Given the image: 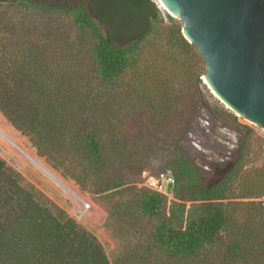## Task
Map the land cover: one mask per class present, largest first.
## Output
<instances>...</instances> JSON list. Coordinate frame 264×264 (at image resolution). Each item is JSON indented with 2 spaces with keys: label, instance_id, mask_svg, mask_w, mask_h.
Here are the masks:
<instances>
[{
  "label": "trees",
  "instance_id": "obj_1",
  "mask_svg": "<svg viewBox=\"0 0 264 264\" xmlns=\"http://www.w3.org/2000/svg\"><path fill=\"white\" fill-rule=\"evenodd\" d=\"M41 8L70 13L80 34L73 40L47 22L37 25ZM89 34L93 39L84 44ZM205 68L181 20L156 0H0V113L29 136L37 154L67 164V174L84 189L91 182L96 194L140 183L156 154L161 171L174 176L170 202L141 187L136 211L159 218L137 259L264 264L260 137L256 164L253 128L214 99L216 117L205 118L204 130L216 133L225 121L237 136L233 159L211 162L221 166L220 176L205 184L182 148L207 103L205 92L213 97L202 79ZM218 243L224 248L215 258ZM0 264L111 262L93 233L64 210L39 203L0 157Z\"/></svg>",
  "mask_w": 264,
  "mask_h": 264
},
{
  "label": "rangeland",
  "instance_id": "obj_2",
  "mask_svg": "<svg viewBox=\"0 0 264 264\" xmlns=\"http://www.w3.org/2000/svg\"><path fill=\"white\" fill-rule=\"evenodd\" d=\"M46 1H64L65 3H73L79 0H46ZM158 6L165 9L159 0H156ZM23 17L28 16L29 12L22 11ZM49 16L50 21L46 18ZM37 25L45 26L47 22L51 27L59 28V35H69L73 40L80 34V29L74 26L73 18L70 13H61L59 11H46L44 8L37 10L34 13ZM177 18V17H176ZM179 19V18H178ZM34 39H38L37 36H33ZM83 43L90 45L92 36L89 34L83 38ZM87 41V42H86ZM203 79V78H202ZM209 89V88H208ZM211 92V90L209 89ZM213 97H210L205 92V98L207 103L203 105L202 113L197 117L193 124L190 125V129L183 136L182 148L187 153L189 158L201 168L203 177V183H213L219 179V167L213 168L211 162L224 163L233 159L232 149L235 148L237 142V136L232 132L231 128H227L226 122L222 121L216 126L218 131L215 133L210 129L206 128L205 118L209 119L216 117L212 112L215 109V100L218 99L211 92ZM205 100V101H206ZM219 100V99H218ZM219 102L222 106L229 111L233 112L240 122L250 126L254 130L253 137L250 145L251 155L255 159L256 164H261L258 156V131H262L260 127L245 119L243 116L232 111L226 104L221 100ZM208 108V109H207ZM210 112V113H208ZM0 119L2 124L6 125L11 132L16 134L23 145L30 149L38 158L40 164L44 165L51 173L65 182L71 184L76 188L82 195L89 198L86 201L94 204V207L89 208L82 216L76 214L80 208L78 199L71 196L58 182L48 176L39 166L32 163L31 161L20 157L15 151L9 148L0 140V157L21 175L22 185L30 190L36 200L43 206L47 207L51 211L55 212L57 208L64 210L69 216L73 217L80 225L85 229L93 233L98 241L101 243L105 253L107 254L111 264H153L151 261H142L137 259L138 253L147 252L145 247L148 246V241L151 238V234L154 225L158 222L157 216L148 217L138 214L136 211V202L140 198V191L142 182L130 183L121 189L112 190L105 193L96 194L92 192L94 189L91 182L90 189H84L79 186L74 179L67 174L62 167L59 166L58 162H53L44 156L37 154L36 148L32 145L29 136L18 131L1 113ZM208 121V120H207ZM1 125V123H0ZM131 130L133 135H137L136 126ZM208 126H213V120L208 121ZM205 133H204V132ZM182 141V140H181ZM255 141V142H254ZM220 151L224 157H218L214 155ZM162 154L152 155V159H149L145 168L146 172L157 173L166 168L160 163L159 158ZM69 165V164H68ZM72 170L75 171V167L71 166ZM223 243H218L212 248L213 256L216 258V254L223 251Z\"/></svg>",
  "mask_w": 264,
  "mask_h": 264
},
{
  "label": "water",
  "instance_id": "obj_3",
  "mask_svg": "<svg viewBox=\"0 0 264 264\" xmlns=\"http://www.w3.org/2000/svg\"><path fill=\"white\" fill-rule=\"evenodd\" d=\"M159 1L203 58L214 96L264 130V0Z\"/></svg>",
  "mask_w": 264,
  "mask_h": 264
},
{
  "label": "built area",
  "instance_id": "obj_4",
  "mask_svg": "<svg viewBox=\"0 0 264 264\" xmlns=\"http://www.w3.org/2000/svg\"><path fill=\"white\" fill-rule=\"evenodd\" d=\"M258 136L261 139V145L259 150V156L261 161L264 163V130L258 131ZM142 186L151 190H154L170 202L173 199L172 189L175 182L174 176L168 171H159L157 173L143 172L142 174ZM259 200L264 203V195H262ZM80 208L77 210L76 214L83 215L90 207L88 202L84 200L78 201Z\"/></svg>",
  "mask_w": 264,
  "mask_h": 264
},
{
  "label": "bare ground",
  "instance_id": "obj_5",
  "mask_svg": "<svg viewBox=\"0 0 264 264\" xmlns=\"http://www.w3.org/2000/svg\"><path fill=\"white\" fill-rule=\"evenodd\" d=\"M0 123H1V125H0V140L5 145H7L9 148H11L13 151H15L20 157L25 158V159L31 161L32 163H34L36 165H37V163H35V162L40 163L39 160H38V158H37V156L30 149H28L25 145L22 144V142L20 141L19 137L16 134H14L13 132H11L10 129L6 125L2 124L1 119H0ZM37 166H39V165H37ZM57 179L59 181H56L55 179L54 180L56 182H58V184H60L71 196L77 198L78 201H80V200H84L85 201L86 200V201H89L90 202L89 198H87L84 195H82L71 184L65 182L64 180H62V179H60L58 177H57ZM90 205L92 207H94V204L92 202H91Z\"/></svg>",
  "mask_w": 264,
  "mask_h": 264
}]
</instances>
